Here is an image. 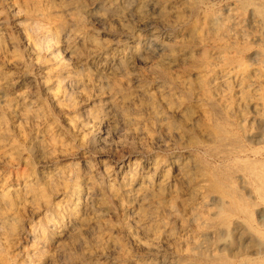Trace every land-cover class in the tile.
<instances>
[{
	"label": "bare ground",
	"instance_id": "6f19581e",
	"mask_svg": "<svg viewBox=\"0 0 264 264\" xmlns=\"http://www.w3.org/2000/svg\"><path fill=\"white\" fill-rule=\"evenodd\" d=\"M263 236L264 0H0V264H264Z\"/></svg>",
	"mask_w": 264,
	"mask_h": 264
},
{
	"label": "rangeland",
	"instance_id": "374dc122",
	"mask_svg": "<svg viewBox=\"0 0 264 264\" xmlns=\"http://www.w3.org/2000/svg\"><path fill=\"white\" fill-rule=\"evenodd\" d=\"M256 242L257 244H255ZM256 242L254 243L255 251L253 252H260V256L264 257V236L261 239L257 240Z\"/></svg>",
	"mask_w": 264,
	"mask_h": 264
}]
</instances>
